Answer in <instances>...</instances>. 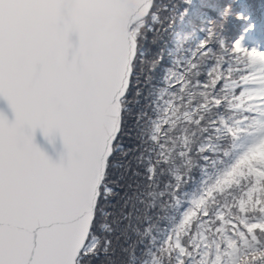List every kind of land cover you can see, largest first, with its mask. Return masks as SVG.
<instances>
[{"label":"snow or ice","instance_id":"6c2138e0","mask_svg":"<svg viewBox=\"0 0 264 264\" xmlns=\"http://www.w3.org/2000/svg\"><path fill=\"white\" fill-rule=\"evenodd\" d=\"M138 2L134 32L117 36L110 29L101 30L73 52L74 62L65 67L57 21L62 8L70 7L68 22L79 23L88 15L109 11V0H0V97L7 99L16 116L10 122L0 113V264H94L102 256L101 264H127L129 256L145 254L131 243L128 196L117 191L127 176L125 171L117 176L114 170L126 169L118 157L130 155L123 144L133 103L129 96L134 93L139 104L149 34L155 43L174 20L165 14H175L176 6L161 0ZM184 3L188 7L180 18L199 21L206 33L205 42L197 46L202 53L224 45L236 50L232 55L251 51L244 41L255 24L236 39H225L232 0L223 6L218 27L209 15L215 8L205 11L206 4ZM236 18L251 20L242 12H236ZM113 42L114 56L105 71L97 53ZM250 60L256 62L254 57ZM150 63L155 69L158 61L153 58ZM259 63L264 65V60ZM152 78L147 74L148 81ZM142 118L141 110L137 124ZM37 129L46 137L62 134L66 163H54L34 143ZM192 203L199 206L203 201Z\"/></svg>","mask_w":264,"mask_h":264},{"label":"trees","instance_id":"16d2710c","mask_svg":"<svg viewBox=\"0 0 264 264\" xmlns=\"http://www.w3.org/2000/svg\"><path fill=\"white\" fill-rule=\"evenodd\" d=\"M229 2L221 0L217 4L216 0H194L196 4H206L205 11L216 9L209 15L217 21V27L218 17L224 14L223 6ZM232 2L225 39H236L249 24H255V31L248 33L244 41L245 46H250L251 38L264 33V0ZM161 3L174 4L176 13L165 14L173 15L174 20H169L165 30L159 32L155 43L149 34L145 45L148 63L139 79L143 93L138 98L139 104L135 102L134 93L129 96L133 103L127 115L123 144L130 155L118 157L126 169L114 170L117 176L120 171H125L127 176L117 191L121 196H128L125 203L130 205L129 215L132 216L128 232L131 243L145 250V254L137 259L129 256L127 264H142V261L147 264H200V258L192 254L201 244V257L213 250L214 258L204 259L209 264L211 261L264 264V213L259 211L261 206L264 208V185L257 195V206L252 209L256 214L250 218V223L257 222L261 226L257 241L252 236L249 240L240 239L238 228L232 230L229 227L227 233V230L223 231L220 242L217 240L219 232L209 229L205 233L200 230L201 234H198L194 223L198 219L210 220L211 216L202 219L206 213L225 214L229 205L234 204L246 189L249 194L253 193L252 197L257 194L252 191L251 182L222 181L221 175L226 169L222 165L225 153H218L223 139L226 148L232 137L237 136L233 141L238 144L240 135L235 133L237 110L233 103L235 88L232 83L242 80L254 68L253 61L249 52L232 55L236 50L228 45L209 54L202 53L197 46L205 42L206 33L201 30L203 25L199 21L190 16L180 18L179 13L188 7L184 0H161ZM236 12L250 16L251 20H238ZM153 58L158 61L155 69L150 63ZM147 74L153 77L151 81L146 79ZM219 102L223 103L217 107ZM141 110L143 118L137 124ZM217 126L219 132L215 130ZM225 126L231 133L225 135ZM237 149L240 146H236ZM229 154L232 157V153ZM129 167L130 172L139 171L140 175L132 176L127 170ZM149 175L151 178L145 179ZM197 200L203 203L194 205L192 202ZM228 239L232 240L233 248L231 255L226 257L220 248L228 246ZM252 240L256 246L247 250ZM103 259L102 256L94 264H101Z\"/></svg>","mask_w":264,"mask_h":264},{"label":"rangeland","instance_id":"374dc122","mask_svg":"<svg viewBox=\"0 0 264 264\" xmlns=\"http://www.w3.org/2000/svg\"><path fill=\"white\" fill-rule=\"evenodd\" d=\"M244 16L246 17V14ZM249 42H251V51H248L249 56L254 57L256 61L253 62L254 68L242 80L232 83L233 88H235V101L233 103L237 110L235 133L240 135L237 141L238 144L236 145L233 141V138L237 137L235 136L232 137L230 146L226 148V140L223 139V142L219 144L218 153L221 155L225 153L222 165L226 169L222 172V181L228 183L232 181L251 182V189L257 194L252 197L253 193L249 194V190L246 189L245 193L238 196L234 204L229 205L225 214H212L210 220L198 219L194 222L198 234H201L200 230L205 233L209 229H212L214 233L219 232L217 240L220 242H222L221 236L224 237L223 231L227 230V233L229 227L232 230L238 228L240 231L239 238L244 240H249V237L252 236L257 241L261 231V226L257 222L250 223V218L256 214L252 213V209L256 208L259 200L257 195H260V189L264 185V183H259L260 180H264V71H262L264 65L259 63L264 60V51L258 50L264 48V37L259 34L254 36L253 39L251 38ZM224 130L226 131L225 135L231 133L228 127H224ZM236 146H240V149L236 150ZM225 149H227L226 152ZM228 150L229 153H232V157ZM241 160L243 163L236 167ZM262 207L259 211L264 213ZM200 237L202 238V235ZM227 244L228 246L220 248L226 257L232 253V240L228 239ZM253 246H256V242L252 240L247 250L252 249ZM200 247H202V244L199 248H195L192 255H197L200 258V264H209L204 259L214 258L213 250L201 257ZM181 258L182 260L185 259L183 256ZM226 261H229V259L227 258ZM230 262L211 261L210 264H230Z\"/></svg>","mask_w":264,"mask_h":264},{"label":"water","instance_id":"95a60500","mask_svg":"<svg viewBox=\"0 0 264 264\" xmlns=\"http://www.w3.org/2000/svg\"><path fill=\"white\" fill-rule=\"evenodd\" d=\"M139 9L138 0H109V11L106 13L88 15L79 23H70L68 22V17L71 10L68 5H65L57 18L65 44V67L70 66L74 62L73 52L82 45L91 43L101 30L110 29L117 36L129 34L131 26L138 22ZM114 51L115 42L106 45L97 53L105 71L113 59ZM0 113H3L10 122L16 118L11 105L3 97H0ZM34 143L54 163L67 162V148L59 131L46 137L41 129H37Z\"/></svg>","mask_w":264,"mask_h":264}]
</instances>
